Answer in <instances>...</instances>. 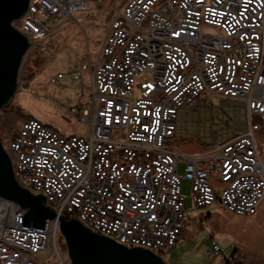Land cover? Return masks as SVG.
I'll use <instances>...</instances> for the list:
<instances>
[{
    "label": "built area",
    "instance_id": "obj_1",
    "mask_svg": "<svg viewBox=\"0 0 264 264\" xmlns=\"http://www.w3.org/2000/svg\"><path fill=\"white\" fill-rule=\"evenodd\" d=\"M83 8L84 0H28L12 24L31 43L50 32L45 18ZM262 25L264 0H128L88 64L91 85L78 95L85 88L94 96L70 110L94 136L25 120L10 142L20 182L60 218L154 253L172 247L185 226L184 178L194 207L217 200L228 211L254 214L264 198V160L254 140L264 130ZM31 55L27 49L24 59ZM86 66L75 75L83 78ZM210 93L244 95L256 115H247L249 129L231 142L215 140L207 157L169 149L180 110L206 103ZM6 203L0 201V264H64L55 241L59 218L22 224L26 210ZM50 236L55 257H38ZM220 252L211 239L205 254Z\"/></svg>",
    "mask_w": 264,
    "mask_h": 264
},
{
    "label": "rangeland",
    "instance_id": "obj_2",
    "mask_svg": "<svg viewBox=\"0 0 264 264\" xmlns=\"http://www.w3.org/2000/svg\"><path fill=\"white\" fill-rule=\"evenodd\" d=\"M127 1L84 0V8L78 9L72 16L55 15L45 18V24L50 32L41 40L42 42L38 43L35 40L29 43L28 49L32 55L25 58L19 66L18 90L10 102L0 109V143L9 159L12 177L19 187L24 188L23 182H20L21 175L16 169L17 155L11 151L10 142L25 120L38 119L59 129L63 134H80L88 139L94 136V130L91 134L92 127L89 122L80 121L79 115V118L76 117L70 110L78 111L81 103L83 104L82 98H87L84 102L89 103V99L94 96L91 93L89 95L85 88L82 98L78 93L83 84L91 85L93 70L89 69L88 64L93 66L97 60L102 41L105 35L110 34L111 22L124 12ZM142 29L143 27L141 31ZM262 30L264 46V26ZM83 63H87L88 70L83 72L82 78L81 72L75 74ZM262 63L261 70L264 73V59ZM59 73L61 77L52 80V76L55 77ZM262 86L264 87V83ZM217 94L219 93L208 94V101H211V104L201 99L193 106H183L194 109L180 110L176 122L177 130L169 149L173 147L180 155L189 157L203 155L207 151L205 155L207 157L215 141L210 136L216 132L211 131H217L214 136L217 139L221 138L219 142L223 143L231 142L230 138L249 129L250 123L246 117L248 115L250 120H254L256 115L249 103L241 99L245 98L242 97L244 95L233 100L230 96L221 97ZM263 99L261 97L260 101ZM79 101L81 102L77 106ZM244 128L246 131H243ZM254 140L258 145L256 147L259 155L264 159V130L256 133ZM177 172L179 174L183 172L179 162ZM27 191L31 195H37L32 193L31 187ZM182 193L185 197L186 224L172 247L161 250L160 253L155 252L163 264H220L224 256L232 261L240 260L243 264H264V201L257 213L247 215L228 211L218 202L208 207H194L190 181L185 178L182 181ZM5 200L7 199H0L2 203H5ZM7 201L6 204L13 205V201ZM14 205L16 206L15 202ZM43 205L48 208L45 203ZM206 208L211 212L210 215H203ZM61 219L69 218L63 213ZM211 239L218 243L221 250L220 254L214 257L205 254V248L209 246ZM55 241L63 263L71 264L59 227L55 232ZM48 243L38 257L49 259L55 257L52 247L56 243H52L51 236Z\"/></svg>",
    "mask_w": 264,
    "mask_h": 264
},
{
    "label": "water",
    "instance_id": "obj_3",
    "mask_svg": "<svg viewBox=\"0 0 264 264\" xmlns=\"http://www.w3.org/2000/svg\"><path fill=\"white\" fill-rule=\"evenodd\" d=\"M28 0H0V109L18 90V72L29 42L13 22L25 11ZM0 199L15 202L26 211L22 224L42 227L45 219L55 217L43 205V195H31L12 177L7 154L0 143ZM59 218V231L64 237L71 264H163L154 252L140 246L126 248L112 239L90 231L76 219Z\"/></svg>",
    "mask_w": 264,
    "mask_h": 264
},
{
    "label": "trees",
    "instance_id": "obj_4",
    "mask_svg": "<svg viewBox=\"0 0 264 264\" xmlns=\"http://www.w3.org/2000/svg\"><path fill=\"white\" fill-rule=\"evenodd\" d=\"M43 39V38H42ZM42 39H39V40H37L36 42H42L41 40ZM214 132H216L217 133V131H211V133H214ZM216 133H214V134H212L210 137L211 138H213V139H215V140H222L221 138L220 139H217L214 135H216ZM218 201L216 200V202L215 203H217ZM219 203V202H218ZM210 211L208 210V208H206V210H205V212H203V215H206V214H209L210 215ZM63 218H64V216H63ZM185 224H186V222H185ZM181 232H182V230H181ZM181 234V233H180ZM178 240V239H177ZM158 253H160L159 251H157ZM220 264H243V262L242 261H240V260H236V261H232V260H229L227 257H222L221 258V260H220Z\"/></svg>",
    "mask_w": 264,
    "mask_h": 264
},
{
    "label": "bare ground",
    "instance_id": "obj_5",
    "mask_svg": "<svg viewBox=\"0 0 264 264\" xmlns=\"http://www.w3.org/2000/svg\"><path fill=\"white\" fill-rule=\"evenodd\" d=\"M84 5H85V3H84ZM75 11H77V10H75ZM75 11H73L72 13H71V16H72V14L75 12ZM22 16V15H21ZM21 16L18 18V19H16V20H19L20 18H21ZM158 122H159V124L161 123V120H158ZM264 160V159H263ZM5 201H7V200H5ZM13 204H14V202H13ZM16 204V203H15ZM7 206H9V205H7ZM16 206L17 207H19L17 204H16Z\"/></svg>",
    "mask_w": 264,
    "mask_h": 264
},
{
    "label": "crops",
    "instance_id": "obj_6",
    "mask_svg": "<svg viewBox=\"0 0 264 264\" xmlns=\"http://www.w3.org/2000/svg\"><path fill=\"white\" fill-rule=\"evenodd\" d=\"M264 201V198L260 201V203H259V205L257 206V208H256V211H255V213H257V211H258V209L260 208V205H262V202ZM254 213V214H255Z\"/></svg>",
    "mask_w": 264,
    "mask_h": 264
}]
</instances>
